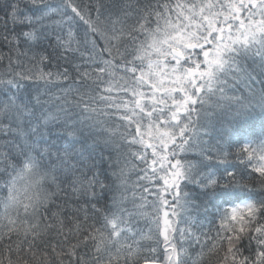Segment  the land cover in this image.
Here are the masks:
<instances>
[{"label": "snow or ice", "instance_id": "obj_1", "mask_svg": "<svg viewBox=\"0 0 264 264\" xmlns=\"http://www.w3.org/2000/svg\"><path fill=\"white\" fill-rule=\"evenodd\" d=\"M0 264H264V0H0Z\"/></svg>", "mask_w": 264, "mask_h": 264}]
</instances>
